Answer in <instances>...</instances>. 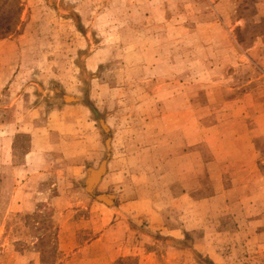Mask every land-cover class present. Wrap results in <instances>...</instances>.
<instances>
[{
    "label": "rangeland",
    "instance_id": "rangeland-1",
    "mask_svg": "<svg viewBox=\"0 0 264 264\" xmlns=\"http://www.w3.org/2000/svg\"><path fill=\"white\" fill-rule=\"evenodd\" d=\"M0 264H264V0H0Z\"/></svg>",
    "mask_w": 264,
    "mask_h": 264
},
{
    "label": "water",
    "instance_id": "water-1",
    "mask_svg": "<svg viewBox=\"0 0 264 264\" xmlns=\"http://www.w3.org/2000/svg\"><path fill=\"white\" fill-rule=\"evenodd\" d=\"M88 105L91 108V110L93 111V113L95 114V118L97 120H99L101 125H102V127L106 131H108V127L104 123L103 118L98 114L96 109L91 104H88ZM107 147H108V150L110 151L111 146H110L109 142L107 143ZM108 156H110V152L108 153ZM107 167H108V159H105V160L102 161L101 166L98 169H90L89 170V175H88V178H87V185H86L87 187L86 188H87V191L90 194H92L97 201L107 204L110 208H114L115 207L114 199H115V196H116L115 194H106V193L96 194L95 193V189L97 188L98 184L101 182V179H102L103 175L106 173ZM93 172H95L97 174L94 175ZM105 195L109 197V201L105 200V198L103 197Z\"/></svg>",
    "mask_w": 264,
    "mask_h": 264
},
{
    "label": "crops",
    "instance_id": "crops-1",
    "mask_svg": "<svg viewBox=\"0 0 264 264\" xmlns=\"http://www.w3.org/2000/svg\"><path fill=\"white\" fill-rule=\"evenodd\" d=\"M209 165H211L210 163H209ZM255 166H257V168H258V163H255ZM254 166V167H255ZM254 170H256V168H253V171ZM102 181V180H101ZM101 184V182L98 184V186ZM104 240V236H101V237H99V238H97V239H95V241H93L92 243H90L89 245H87V247H86V249H89V248H91V247H94L95 245H98V244H100V243H102V241ZM116 248H118V250H116ZM122 249H123V247L122 246H120V245H115L114 247H113V252H115V256L112 258V260L111 261H115V260H117L118 258H120V257H125L127 254L126 253H122ZM112 253V251H110L109 252V254H111ZM93 260H97V261H101V259H93Z\"/></svg>",
    "mask_w": 264,
    "mask_h": 264
},
{
    "label": "bare ground",
    "instance_id": "bare-ground-1",
    "mask_svg": "<svg viewBox=\"0 0 264 264\" xmlns=\"http://www.w3.org/2000/svg\"><path fill=\"white\" fill-rule=\"evenodd\" d=\"M94 175H96L97 173L93 172ZM105 198L106 201H109V197L108 196H103Z\"/></svg>",
    "mask_w": 264,
    "mask_h": 264
}]
</instances>
